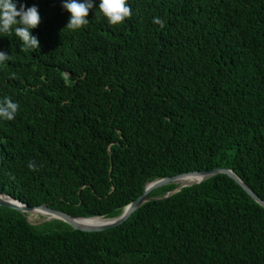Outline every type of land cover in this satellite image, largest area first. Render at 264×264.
<instances>
[{
    "label": "trees",
    "instance_id": "obj_1",
    "mask_svg": "<svg viewBox=\"0 0 264 264\" xmlns=\"http://www.w3.org/2000/svg\"><path fill=\"white\" fill-rule=\"evenodd\" d=\"M128 2L124 24L97 0L73 31L62 0H19L41 50L0 34V101L20 106L0 119V194L115 219L150 183L225 169L264 201V0ZM178 187L100 233L0 207V264H264V207L235 180L166 199Z\"/></svg>",
    "mask_w": 264,
    "mask_h": 264
},
{
    "label": "clouds",
    "instance_id": "obj_2",
    "mask_svg": "<svg viewBox=\"0 0 264 264\" xmlns=\"http://www.w3.org/2000/svg\"><path fill=\"white\" fill-rule=\"evenodd\" d=\"M63 9L69 13L67 29L83 30L89 23V13L96 10L97 0H62ZM99 12L112 26L124 24L133 15L128 0H99ZM42 23L38 6L28 7L19 3V0H0V34L15 35L25 50H41L39 38L34 35ZM153 23L163 26V21L156 17ZM11 60V55L0 51V65ZM19 104L11 99L0 101V119L11 121L15 119ZM31 167V165H30Z\"/></svg>",
    "mask_w": 264,
    "mask_h": 264
},
{
    "label": "water",
    "instance_id": "obj_3",
    "mask_svg": "<svg viewBox=\"0 0 264 264\" xmlns=\"http://www.w3.org/2000/svg\"><path fill=\"white\" fill-rule=\"evenodd\" d=\"M219 174H226L229 177H231L233 180H235L255 201L260 203L264 207V201L247 185L245 182L232 170H225V169H220V170H215V171H209V172H194V173H188L184 175H179L176 177L172 178H166L154 183H150L146 186L144 194L137 199L135 202H133L131 205H129L124 213L115 219H101V218H75L72 217L68 214L62 213L60 211H56L54 209L49 208L48 206L44 205L41 207L37 208H31L20 201L5 195V194H0V207H5L13 210H17L24 215L30 214L34 210H43L46 212H49L51 215H53V218H48L46 222L52 221V220H59L63 221L64 223L69 224L73 229L82 231L85 233H100V232H105L108 230L115 229L121 225H123L125 222H127L134 213H136L143 205H145L147 202L151 201L148 197L149 195L160 188H163L165 186L177 184L179 187L173 191L170 192L167 196L166 199L171 197L173 194L180 192L182 189L186 187H191L195 184H200L216 175ZM196 177L198 178V182L194 184H179V182L187 177ZM90 220H101L105 224L97 227H85L77 223V221H90Z\"/></svg>",
    "mask_w": 264,
    "mask_h": 264
},
{
    "label": "bare ground",
    "instance_id": "obj_4",
    "mask_svg": "<svg viewBox=\"0 0 264 264\" xmlns=\"http://www.w3.org/2000/svg\"><path fill=\"white\" fill-rule=\"evenodd\" d=\"M196 182H198V178L193 176V177H187V178L182 179L179 182V184H194ZM31 214L36 215V216L37 215L43 216V217H46L47 219L54 217L49 212H46V211H43V210H40V209L32 211ZM77 223H79L80 225L85 226V227H97V226H101V225L105 224L101 220L77 221Z\"/></svg>",
    "mask_w": 264,
    "mask_h": 264
},
{
    "label": "rangeland",
    "instance_id": "obj_5",
    "mask_svg": "<svg viewBox=\"0 0 264 264\" xmlns=\"http://www.w3.org/2000/svg\"><path fill=\"white\" fill-rule=\"evenodd\" d=\"M28 220L32 224H42V223L46 222L47 218L43 217V216H39V215L36 216V215H33L30 213L28 215Z\"/></svg>",
    "mask_w": 264,
    "mask_h": 264
}]
</instances>
